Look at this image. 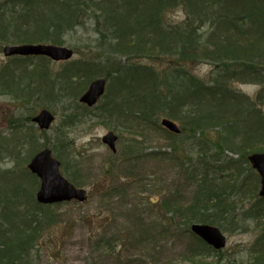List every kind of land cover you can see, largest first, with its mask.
I'll use <instances>...</instances> for the list:
<instances>
[{
  "label": "trees",
  "instance_id": "trees-1",
  "mask_svg": "<svg viewBox=\"0 0 264 264\" xmlns=\"http://www.w3.org/2000/svg\"><path fill=\"white\" fill-rule=\"evenodd\" d=\"M178 6L185 10V21L168 23L167 12ZM150 7L153 10L145 13ZM87 25L93 29L95 43L78 48L69 38ZM4 44L68 45L82 58L63 66L56 78L49 75L48 59L41 58L37 67L21 71L11 65L34 58L10 59V65L0 69V95L19 105L35 98L45 107L51 99L59 105L67 100L74 103L97 76H108L122 91V102H116L118 123L125 126L122 121L134 117L160 129V118L167 117L180 125V135L167 132L173 154L150 155L178 170L176 179L193 191L189 202L179 200L175 193L160 202L166 221L175 228L182 224L190 232L198 223L238 231L242 221L264 222V207L259 204L241 214L235 205L236 199L247 196L264 202L258 197L259 179L247 158L264 152V104H260L264 101V0H0V50ZM122 56L124 64L115 59ZM157 58L166 65L162 72L143 64L157 62ZM201 63L213 66L208 81L188 69ZM243 81L261 86L255 99L233 89ZM31 84L36 87L31 89ZM66 118L67 124L75 122L72 114ZM20 127L12 125L16 130ZM29 138H36L34 130ZM67 147L72 150L73 145L65 135L60 148L53 146V151L64 171L74 175L71 181L82 187L75 178L77 165L64 158ZM128 150L123 153L126 160L131 157ZM225 152L244 157L243 162L225 160ZM12 173L16 170H1L0 179ZM225 176L236 179L227 182ZM26 190L12 185L0 200V264H36L31 253L38 249L42 232L54 226L51 207L38 204L36 194ZM20 204L25 208L19 209ZM260 233L257 245L248 251L253 264H264V225ZM117 239L125 245L132 243L124 235ZM193 239L184 249L183 263L206 264L218 258L216 262L224 264L223 252L196 236ZM104 245L110 250L108 242Z\"/></svg>",
  "mask_w": 264,
  "mask_h": 264
},
{
  "label": "rangeland",
  "instance_id": "rangeland-1",
  "mask_svg": "<svg viewBox=\"0 0 264 264\" xmlns=\"http://www.w3.org/2000/svg\"><path fill=\"white\" fill-rule=\"evenodd\" d=\"M148 10L153 8H147L145 13H150ZM166 19L168 23L181 24L186 19L185 10L181 6L175 7L167 12ZM69 39L78 48L91 47L88 44L95 43L93 29L89 25L79 28ZM6 45L10 44H4L0 50V69L10 65V59L5 58L2 53ZM79 59H82L81 56L76 54L71 62ZM115 59L122 64L126 60L117 57ZM167 60L171 63L169 59L164 61ZM39 62L41 59L35 58L28 63L11 66L17 71L25 67L32 70ZM66 64L48 63L46 66L49 75L56 78ZM143 64L153 66L154 70L156 66L161 72L166 68L158 58L157 62L150 60L144 61ZM212 68L213 66L207 63L188 67L192 73L205 81H208L209 74L213 72ZM114 83L116 82L112 79L108 80L107 94L92 112L85 106L78 109L75 103L68 100L59 105L51 99L45 107L40 106L42 100L38 102L35 98L24 106L11 97L0 95V171L16 170V173L10 174L8 178L6 175L0 179V200L3 199L4 192L11 190L12 185L36 194L40 182L38 184L36 178L30 176L26 169L28 170L34 155L44 148H60L61 137L65 135L72 141L73 151L69 147L65 148L64 158L70 165H77L75 178L89 194L85 203L66 202L51 206L54 226L42 232L38 249L31 253V260L36 264H188L183 263L182 255L184 249L194 242V236L184 225H179L178 220L177 228L171 221L168 223L162 212L163 202H160L169 199L173 195L171 193L178 195L179 200L189 202L193 191L179 182V178L176 179L178 170L171 169L156 156H150L153 153H164L169 157L173 154L169 136L165 131L147 127V123L143 124L134 117L130 121H122L125 126L114 119L117 117L116 102H122L121 88ZM22 85L24 86L23 83ZM35 87L30 85L31 89ZM232 87L248 99H255L261 90L260 85L246 81ZM260 104H264V101ZM42 109H48L56 116V121L48 133L41 132L34 122L28 121L29 116L34 117ZM109 113H114V117L109 116ZM69 114L75 118V122L71 124L65 122ZM12 125L22 127L16 130ZM30 130H34L36 134L33 141H29ZM110 131H114L119 137L116 153L102 143V138ZM39 147L41 148L35 153V148ZM129 147L131 157L126 160L123 153L127 152ZM54 155L57 158L55 152ZM223 156L225 160L243 162L244 159L231 152H225ZM67 171L62 169L63 175L73 180L74 175ZM244 174L249 175L247 172ZM235 179L225 176L227 182L234 183ZM252 179L253 177L250 178ZM233 189L237 192L236 187ZM24 197L27 199L28 196ZM236 202L238 214L255 203L264 207V202H258L249 196L239 201L236 199ZM18 208L23 209L25 205L20 204ZM242 223L243 227L238 231L231 226H227L226 231L222 230L227 238V247L223 251L224 264H253L248 251L250 247L257 245V239L261 236L260 228L264 222L247 220ZM120 235L130 237L132 243L125 245L118 242ZM107 242L110 244V250L105 248L104 244ZM131 257L132 263L129 262ZM216 260L218 258L209 259L206 264H218Z\"/></svg>",
  "mask_w": 264,
  "mask_h": 264
},
{
  "label": "water",
  "instance_id": "water-1",
  "mask_svg": "<svg viewBox=\"0 0 264 264\" xmlns=\"http://www.w3.org/2000/svg\"><path fill=\"white\" fill-rule=\"evenodd\" d=\"M6 57H45L55 62L68 61L73 58L74 51L68 47L56 45H15L6 46L3 50ZM106 80L94 81L87 92L81 97L80 102L90 107L94 106L105 94ZM55 121L54 115L48 110L41 111L34 119L41 130L48 131ZM162 125L169 131L179 134L180 128L172 121L164 119ZM117 137L114 133H109L103 138L113 151L116 150ZM249 161L261 176L262 188L260 196L264 197V153L254 154L249 157ZM60 162L53 157L50 149H45L38 153L29 164L30 171L41 180V188L37 194V200L44 205H52L73 200L84 203L88 199L87 191L77 189L70 183L60 171ZM192 231L208 245L216 250L226 247L227 239L220 229L210 226L196 224L192 226Z\"/></svg>",
  "mask_w": 264,
  "mask_h": 264
},
{
  "label": "bare ground",
  "instance_id": "bare-ground-1",
  "mask_svg": "<svg viewBox=\"0 0 264 264\" xmlns=\"http://www.w3.org/2000/svg\"><path fill=\"white\" fill-rule=\"evenodd\" d=\"M21 45H26V44H21ZM6 46H15V45H6ZM6 46H4V48H5ZM4 48H3V50H4ZM2 53H3V55H4V52H2ZM4 56H5V55H4ZM5 58H7V57L5 56ZM121 58H124V59H125L124 56H122ZM118 71H120V70H118ZM123 75H131V72H123ZM107 78H108L109 80L112 79V78H110V77H108V76H107ZM112 81H114V79H112ZM115 82H116V83H114V85L119 86L118 82H117V81H115ZM53 98H55V97H53ZM79 98H80V96L76 99V101H75L74 103L76 104V106H78V107H76V108H78V109H82V108H81V105L79 104ZM220 106L225 107L226 104H225V103H222ZM89 111L92 112L93 109H89ZM196 224H198V223H196ZM196 224H194V225H196Z\"/></svg>",
  "mask_w": 264,
  "mask_h": 264
}]
</instances>
